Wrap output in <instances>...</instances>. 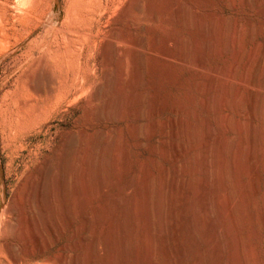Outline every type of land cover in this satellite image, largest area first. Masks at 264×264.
I'll return each instance as SVG.
<instances>
[{
	"label": "rangeland",
	"instance_id": "374dc122",
	"mask_svg": "<svg viewBox=\"0 0 264 264\" xmlns=\"http://www.w3.org/2000/svg\"><path fill=\"white\" fill-rule=\"evenodd\" d=\"M116 1L0 0V264H58L59 255L63 249H66L71 255L76 253L75 243L78 237L75 234L81 225L83 215L84 213L89 215L95 212L94 215L96 216L97 207L104 202L100 198L101 196L96 193L98 197L94 194L95 197L92 196L88 201L92 202L94 200L92 203L84 202L82 201V197L76 198L75 187L70 186L71 190L69 189L68 196L69 198L74 197L77 201L72 198L75 205L68 210L69 217L71 216L74 219L73 224L67 222V218L62 219L64 231H61L59 227L58 217L56 219L54 217L44 219L39 232L38 230L34 231L29 226V223H27V218L33 214L27 203H29L28 196L33 190V184L35 185L37 181L41 180L40 177L44 173L43 170L48 169L47 164L48 166L51 164L52 166H56L66 148L72 146V142L82 139L84 134L88 135L89 142L92 143L93 147L94 145L96 146L94 139L100 141V146H105L110 137L119 138V140H116L119 142L118 145H115L114 150L115 153L118 152L120 155V163L122 161L121 166H123L121 170L124 168V172L122 171L124 175L122 172H120V175L116 171L113 173L115 169L114 167L112 168V163L109 164L110 179L112 178L111 181L113 183L115 181L117 184L114 191L119 190L124 184L131 183V181H135L133 184L135 183L134 186L136 188H134L137 189L136 192L139 191L138 186L140 187L142 178L151 169L152 176L150 180L153 179L154 182L151 181V183H153L152 185L155 184V187L159 183L158 177H160L162 172L164 173V170L166 174L170 173V179L179 177L180 179L178 178V180L181 182L182 178H184L187 182L194 185L199 177L198 172L194 169L198 165V159L195 158L198 156L199 148L196 149L193 145L196 146L200 141V137H198V133L200 134L199 128L203 131L204 122L210 120L211 130L214 131L215 128L217 130L216 119L218 112L214 104H212L214 105L211 107L212 109H207L204 106L203 100L206 96L201 91L203 82L205 84L208 80L209 85H213L214 88L210 92L209 97L212 103H214L217 92H219L222 86V81L220 80L222 71H229L233 76L235 75V78L232 77L234 80H237L236 78L239 80L244 73L243 65L254 50L257 54V60L251 69L250 77L252 85L251 90L247 91V95L250 96L251 94L253 97L258 93L254 97L255 107H258L256 105L261 104L263 101L261 87H264V4L259 5L253 2L255 0H237L234 6L230 5L231 2L229 0H156V5H160L157 7L163 11L160 21L148 26L146 25L147 28H144L142 24L140 26L141 19L143 18L142 21H150L151 18L146 6L148 4L147 0H123L120 5L121 7L117 8L118 10L114 8ZM138 4L141 7V13L135 15L134 9ZM178 4L188 11L186 18L187 16L189 17V22H191L192 18L194 22L203 20L204 25H208L206 26L207 29L210 28V25L212 26L215 19H219L222 22L221 53L212 54V52L206 49L204 56H202V61L199 60L200 56L197 58L198 43L203 46L204 40H202L198 30L194 27L193 21L191 22L192 24L190 23V26L182 25L169 14L173 8L172 6L176 7L175 5L178 6ZM128 26L132 28L131 33L127 31ZM236 26L244 27V31L246 30L243 39L239 42L240 45L238 43L241 48L237 45V49L240 48L244 56H242L240 66L238 65L239 67L233 65L237 70L235 68L228 70L226 61L235 54L232 53L234 51L228 49L229 42L231 41V37L228 38V35L230 36V31ZM122 31H127L126 34L132 39L146 37L149 43L143 65L144 77L142 85L144 86L140 90H143L150 97L147 101L151 103H148L149 105L155 104L153 105L155 112L153 111V113L151 112L146 115L141 121H138L135 117H129L123 122H113L112 118H107L104 114H102L103 116L100 115L101 111L105 112L108 100V96L105 94L107 92L106 87L108 86L107 77L115 71L114 59L112 58L109 61L106 59V52L110 47L107 45V40H103L105 37L117 35ZM155 32L160 33L164 39L190 36V38L189 36L183 38L185 40L188 39L189 46L190 44L192 45L190 49H187L188 54L192 52V54H189L192 62L189 66L190 69L179 61L175 57V54L173 55L174 57L170 56L172 53L167 47H163L165 56L158 55V49L152 44V37ZM224 32L228 34L224 35ZM210 33L208 29V38L210 37ZM195 53H197L196 56ZM166 56H169V58L167 57L166 59ZM192 59H196L197 63L193 62ZM195 66L196 68H194ZM202 68L209 70V72L206 73L205 71L207 70L204 69L202 71ZM203 72L205 75H208L206 77L203 76ZM219 72L221 73L218 74ZM129 77L128 74L126 76L128 80L126 85H132L129 82ZM233 79L231 80L234 81ZM231 80L229 79V82L227 81L225 85L226 89H229L228 92L238 87L237 82H232ZM128 92L132 93L131 88L128 89ZM231 93L233 92H230L229 96ZM159 106L160 108H158ZM231 109L229 107L227 112H229L230 116L232 115V118L236 116V112ZM257 109L259 110V108ZM156 111L159 112L157 113ZM179 119L180 121L178 122ZM171 120L172 124L177 121L176 127L178 129L184 128L185 125L187 126L185 129H189L188 132L182 129L186 132V135L188 134L187 136L185 135L187 146L189 143L190 145L194 143L191 146L185 147L186 149L189 148L188 150L182 145L183 138L181 136L175 138L169 130L170 126H162L170 125ZM182 120L186 123L182 122ZM132 122H144L147 125H151L152 123L151 127L154 128L153 130L156 133L153 136L145 135L142 139H136L131 129ZM194 125L199 128L195 127V130ZM191 128L194 129L192 130L193 132L195 131L194 134L197 133V137H195L192 131V133L190 132ZM167 130H169V134ZM216 130L212 132L213 135L216 134ZM122 132L124 133V135L122 134L123 138L120 135ZM232 135H235V133L230 129L228 136L232 137ZM187 138L190 140L188 141ZM172 139L179 145L181 143L180 149L183 151V155L176 157L177 159L173 156ZM212 144L213 142L211 146H213ZM194 149L198 151L196 152ZM167 151H169L170 155ZM59 152L61 153L59 154ZM184 152H186V155ZM260 156L258 160L260 162L259 174L261 175L257 180L258 182L254 184L246 174L242 177L246 190L248 189L246 193L250 192L247 195V201L249 200L250 204L245 205L243 213L246 215L244 217L252 216L251 220H253L252 225L243 221L241 223V227L243 228L241 233L243 232L244 237L246 235L245 240L247 243L250 242L253 246V256L251 259H249V256L246 258L245 249L242 246L240 247L243 264H249V262L251 264H264V157ZM168 158L171 159L169 160ZM173 158H175V161ZM163 167L166 169H163ZM185 167L187 168L186 170H184ZM125 168L130 169L129 171L128 169L125 171ZM112 170L113 172L111 173ZM117 176L121 178L122 182ZM36 177L37 181L34 182L36 180L34 178ZM92 181L95 180L93 179ZM119 182L124 183L120 185ZM31 183L32 185L29 186ZM89 184L91 191L93 183L89 182ZM231 185L229 191H232V188H234L233 184ZM93 186L95 187V185ZM178 192L181 193V191ZM27 194L28 196L25 197ZM136 195L137 193H133L132 190L131 198L133 199ZM179 195L176 201H180L179 199H183L184 201V197H180ZM25 198L27 200H24ZM99 201L101 204H98ZM178 207L176 209L178 215L175 220L177 224H174L177 228L169 226L166 229L167 233H165V236H157L158 238H156L157 241H160L156 242L158 246L155 258L158 259L157 263L162 261L158 264H163L165 261L164 253L166 251L164 248L166 250L173 248L171 251L176 255L173 256L174 260L176 258L174 264H194L197 253L203 252L207 247V235L200 236L199 243H201L199 245L195 244L190 234L191 217L186 212L184 213V211L180 213L178 210H182V208ZM62 208L61 205H58L57 209L59 211L55 208V212L61 213ZM93 210L94 212H92ZM21 211L22 213H20ZM121 211L123 209L118 213L119 219L123 218L120 216H124L125 214L124 211ZM24 212L26 213L24 214ZM26 214L27 218L25 219ZM18 216L20 217L18 218ZM188 221L190 222L189 224ZM27 224L28 226H26ZM178 224L180 225L178 226ZM15 230L18 232L16 233ZM208 230L209 235L214 231L212 227L208 228L207 232ZM35 234H37V238ZM83 234L89 237L91 228H86ZM132 234L134 236L138 235L136 233ZM47 235L50 237H46ZM140 235L142 237V232ZM233 235H235V232H233ZM44 236L45 240L48 238V241L51 242L50 246L46 248L44 247L45 240L43 242ZM247 237L248 239H246ZM133 240L134 238H132ZM164 240L166 242L163 243ZM247 243L245 242L248 246ZM133 244H135V241L132 242ZM159 246L161 248H158ZM26 248L29 251L31 249V252ZM222 254L215 252L213 255L210 254V257L206 256L204 261L206 260L207 262L203 261V264H213L214 262V264H225L227 258L225 254H223L224 256ZM246 255H248L247 252ZM15 259L18 261H15ZM143 262L146 261H138L133 264H145ZM118 264L128 263H124L121 260Z\"/></svg>",
	"mask_w": 264,
	"mask_h": 264
},
{
	"label": "bare ground",
	"instance_id": "6f19581e",
	"mask_svg": "<svg viewBox=\"0 0 264 264\" xmlns=\"http://www.w3.org/2000/svg\"><path fill=\"white\" fill-rule=\"evenodd\" d=\"M229 1L231 2L230 5H233V6L236 5L237 0H229ZM117 2L118 0L115 3V7H114L115 9H117L118 7H121L120 5L123 2V0L119 1L118 3ZM147 2L148 4H146V6L149 10V16L151 18H150V21L148 20L149 22L145 20L142 21L143 18L141 19L140 26L142 24L144 28L146 27V25L148 26L149 24L159 22L162 12H163L161 11V9H159V7H157L160 5H156V0H147ZM253 2H256L259 5L264 4V0H255ZM113 6H114V3H113ZM175 6L176 7L172 6L173 8L170 10L169 14L172 15V17H174V19L178 23H181L182 25L184 24L186 26H190V23L194 19L192 18L193 20L191 19V22H189L190 21L189 17L187 16L186 18V15L188 12L186 8H184L182 5H179V4L178 6L177 5ZM119 10L121 11V9ZM113 11H116V10H113ZM134 12H135V15H138L141 13V7L139 4L134 9ZM195 20L197 19L195 18ZM192 23L194 27H196V29L198 30V33L200 34L202 40H204L203 46L198 43L197 58L200 56L199 60L202 61V58H203L202 56H204L205 54L204 52L206 51V49H208L209 52H212V54L221 53L222 45L220 43V39L222 36V25H223L222 22L219 19H215L212 23V26L209 24L210 28L208 29H209V32H211L209 35L210 36L209 38L207 36L208 29L206 28V26L208 25L205 26L203 23V20L195 21V22L193 21ZM127 29L129 33L132 32V28L130 26H128ZM127 31L126 32L122 31L119 34L108 37V38L105 37L103 40V41L107 40V45L108 47H110L108 51L106 52V59L107 61L111 60L112 58L114 59L115 71L113 73H110V75L107 77L108 86L106 87L107 92L105 94L108 96V100L106 102L107 105L105 106V112L100 110L101 111L100 115L103 116L102 114H104L105 117L107 118L109 117L110 119L112 118L111 120H113V122H123V121H126L129 117H132V118L135 117L138 121H141L142 119L145 118L146 115L150 114L151 112L153 113V111L155 110L153 107V105L155 104L149 105L151 103L147 102L150 98L148 94L144 93L143 90L142 91L140 90L141 87L144 86L142 85L143 77H144L143 76V65H144V59H145L144 57L149 48L148 40L146 37H142L139 39L129 38V35L126 34ZM99 32L100 31H98V33ZM245 32L246 30L244 31V27L236 26L230 31V36L228 35V38L231 37V41L229 42L230 44L228 45V49H230L231 51H234L232 52L233 54L235 53L234 56L232 55L226 61L228 70H230L231 68H235L236 66L237 67L240 66L242 56L244 55H242L239 42L243 39ZM225 34H228V33L224 32V35ZM186 36H189V35H186ZM186 36L184 37L186 38ZM184 37L182 38L179 37L175 39H164L160 33L155 32V34L152 37V40H153L152 44H154V46H156V48L158 49V55L162 57L165 56L163 53V49H164L163 47H167L169 50H171L170 52L172 54L170 53L171 54L170 56L174 57L173 55L175 54V57H177L179 61L185 64V66L187 65L188 66L187 68H189V66L192 63L191 57L189 56V54L190 53L192 54V52L188 54L187 49H190L192 45L190 44L189 46L188 39L185 40L183 39ZM237 45L240 48L237 49ZM196 54L197 53H195V56ZM167 57L169 58V56H166V59ZM192 60L194 62L196 59H192ZM256 60H257V54L253 50V52H251V54L249 55L248 60L243 65L244 73L242 74L239 80L238 78H236L237 80H234L232 77H234L235 75L233 76V74L230 73L229 71L226 72L225 70H223L224 72L222 71V73L221 72L218 73V74L221 73L220 80L222 81V86L221 88L218 87L220 88V90L219 92H217V97L214 103H212L211 98L209 97L210 92L214 88L213 85H209L208 80L206 81L207 84L205 83L206 85L203 82V87L201 91L206 96L205 99L203 100L204 106L207 109H212L211 107L215 105L216 108L215 107L214 108L217 109V112H218L217 119L214 117L217 120V130L215 128L216 134L213 135L212 132H215V130L214 131L211 130L210 128L211 124L209 123L210 120L208 122L206 120L204 124L202 123L204 125L203 126L204 128H202L203 131L198 126H195V125L193 126L194 129L195 127H198L200 129V134L198 133V137H200L199 143L197 142L198 144H196V146L193 145L194 143L191 144L194 146V148L196 149L199 148V151H200L199 153L198 150L194 149L196 152L198 151V156H196L197 158H195V159H198L197 160L198 165L194 169H196L199 175L195 184L192 181L194 185H192L190 182H187V180L184 178H182L181 182L178 180L179 177L170 179L169 177L170 173L166 174L164 170V173L162 172L160 174V177H158L159 183L157 187H155L154 186L155 184L152 185L153 183H151L153 179L150 180L152 176L151 175L152 169H151L150 170L151 172L148 170L146 173L144 170L145 175H144V178H142L143 180L140 182L141 185L140 187L137 185L139 188L138 189L139 191L136 192L137 189H135L136 188L134 186L135 183L133 184V182L135 181L133 182L131 181V183L124 184V185L123 183L126 181H124L123 183L119 182L120 185L122 184L123 186L120 187L118 185L120 189L114 191L115 187H117V184L115 183V181L114 183L111 181L112 178L110 179L109 164L112 163L113 166L112 165L111 166L112 168L114 167L115 169L114 172L112 170L111 173L112 172L115 173L116 171L118 175H120V172L122 171L124 172V168L123 170H121L122 169L121 167L123 166H121L122 161L120 163V160H121L119 157L120 155L118 152L115 153V150H114L115 145H118V142H119L116 140H119V138L117 137L118 139H116V137H113V136L108 139V141L106 142L107 144L105 146H100V141L94 139L95 140L94 144H96V146L94 145L95 147L94 148L91 145L92 143L89 142L90 139L88 135L83 133L84 136L82 139L76 142H72V146L67 147L64 154L63 153H62L63 155L61 154L59 163L56 166H52V164L51 165L49 164L50 166H48L47 164L48 169L43 170L44 173L41 174L42 176L40 177L41 180L38 182L37 177L34 178L36 179L34 182L37 181V183L35 185L33 184L34 187H33L32 192L30 193L28 192L29 196L28 194L25 196V197L28 196L29 203L27 204H29L28 205L30 206L29 209H31V211L33 212V214L28 218L26 214L25 219L27 218L28 220L27 223H29V226H31L34 231L38 230L39 232L41 228L40 226L42 225L44 219L48 217H54L55 219L56 217H58V224H59V227L61 228V231H64L63 229H65L63 228L64 223L62 222L63 221L62 219L67 218L66 219L67 222H69L70 224H73L74 219L71 216L70 218L68 214V210L72 208L73 205H75V203H73L72 201V198L74 197L69 198L68 196L69 189L71 190L70 186L75 187L74 189L76 192L75 194L77 196L76 198L82 197V201L84 202L85 201L88 202L90 198L94 196V194L96 195V193H98V195L101 196L100 198H102L104 201L103 204H101L100 201L98 202V204L100 203L101 205L97 207L96 216L94 215L95 214L94 210L96 208L92 211L94 212V214L88 215L82 212L84 213V215L81 214L83 215L82 221L80 223L81 225L75 234L76 237H78V240L76 239L77 241L75 243L76 253L74 255H71L69 252L66 251V249L65 250L63 249V251H61V254L59 255L58 264H118L119 261L121 260L124 261V263H128V264H133L134 262L137 263L138 261L139 262L146 261L148 264L161 263L162 261L157 263L158 259L155 258L156 252H157V246H158L156 242L160 241V240L157 241L156 238H158L157 236H165V233H167L166 229L169 226H174V224L176 223L175 220L178 215L177 210H176L178 206L182 208V210L181 209L178 210L180 213L184 211V213L186 212L188 216L191 217L190 218L191 219V233L190 232L189 233L191 234L195 244L199 245L201 243V242L199 243L200 236L207 235L206 236L207 237V240H206L207 247L203 250V252L200 250L201 252L197 253L194 264H203V261L206 258V256L210 257L209 255L210 254L213 255L215 252H220L226 255L225 257L227 258V260L225 264H243L242 263L243 256L241 255V252H240L241 246L242 248L245 249L244 251H246L248 254L246 255V252H245L246 258H248V256L250 257L249 259L252 258L253 246H252V243L250 242L247 243V241L245 240L246 235L244 237L242 234L243 232L241 233V230H243V228L241 227L242 226L241 223L243 221L245 223H249L250 225L253 224L252 223L253 220H251L252 216L251 217L247 216V218H245L244 216L246 214L244 215L243 213L245 205H248V203L250 204L249 200L247 201V195L250 192L246 193L248 189L246 190V187H245L246 185H244L245 182L242 179V177L243 175L246 174L254 182V184L257 183L258 182L257 180L261 175L259 174V163L260 162L258 158H259V155L264 157V87H261L262 91L260 90L263 94V101L261 102L259 100V102H261V104H259L260 107L259 105H256L258 107H255L254 97H256L258 93L256 96L254 95L253 97L251 96V94L250 96L247 95V91L249 92L251 90L252 84H251L250 73H251L252 67L256 63ZM233 65H235V67ZM194 68H196V66ZM203 69L204 68H202V71ZM198 70H199V67H198ZM204 70H207V69H204ZM209 70L211 71V68H209ZM209 70L205 72L207 73L209 72ZM235 70L237 69L235 68ZM128 74L130 76L129 82L132 85H126L128 82V80L126 79V76H128ZM206 75L205 73L203 74V76L205 77ZM207 77L209 78V76ZM229 79L230 80L233 79L238 84V87H237V85L234 83V85L237 88L235 90L233 89V91L232 90L230 91V92H233L231 93L230 96H229L230 92H228L229 89L227 90L225 87ZM129 88H131L132 93L128 92ZM229 107L232 108L231 110H234L236 112V116L233 115L235 117L231 118L232 115L230 116V114H228L229 112H227V109ZM158 108H160V106ZM255 108L256 109L259 108V110L257 109L256 111ZM172 120H171L170 125H162V126H165V127L170 126L171 128L169 130L175 138L181 136L183 138L182 145L185 148L187 146L186 140H185L186 132H184L182 129H185V127L187 126L185 125L184 128L178 129L176 127L177 121L175 120L176 122L175 123L173 122L172 124ZM179 121L180 119L178 120V122ZM182 122L184 121L182 120ZM167 124H168V121H167ZM151 126H152V123L151 125H147V124H144V122L143 123H140V122L133 123L132 122L131 129H132L133 136L136 139H142L145 135L153 136L154 133L156 132H154L153 130L154 128ZM192 128L190 132L194 130ZM230 129H232V131L235 133V135H232V137L228 136V132L230 131ZM169 130H167V132ZM185 131L188 132L189 129L188 130L185 129ZM122 134L124 135V133L122 132L120 134L121 137L123 138ZM194 135L195 137H197L196 136L197 133ZM188 138L187 140L189 141L193 137H191L190 139ZM172 140L171 142L173 143L171 144V146H173V149H174L173 156H175V158L181 157L183 155V151L180 149L181 143L179 145L177 144V142H175V140L174 141ZM212 142H213L212 144L213 146H211ZM191 145L190 143L188 144V146H191ZM79 146L80 148L78 149ZM173 149L171 148V150ZM61 152H59V154ZM167 152L169 153V151ZM184 154L186 155V152H184ZM151 155L153 156V154ZM175 158H173V160ZM127 169L129 171L130 168H127ZM127 169L125 171H127ZM163 169H166V168L163 167ZM186 169L187 168L185 167L184 170ZM123 172L122 174L124 175ZM122 174L121 176H123ZM93 179L95 181H92ZM119 179L121 181L120 177ZM89 182L95 185V187L91 185L92 186L91 191L89 187L90 185ZM231 184H233L234 188H232L233 189L232 191H229L230 186H232ZM30 185H32V183L29 184V186ZM250 186L252 185L250 184ZM132 190H133V193L135 194L137 193L136 197H134L133 199L131 198ZM178 191H181V193ZM178 194H180L179 195L180 197H184V201L183 199H179L180 201H176L178 199L177 198ZM96 199L98 200V198ZM24 200H27V199L25 198ZM75 201L77 200L75 199ZM58 205H61V207H63L61 213H57V211L55 212V208L57 209ZM86 205L88 204L86 203ZM29 209L28 211H30ZM121 209H123V211L125 212V214L123 213L124 216L122 215L120 216V217H123L121 218L122 220L119 219V215H118ZM26 212H24V214ZM20 213H22V211ZM58 214H61V215H58ZM59 216H60V219H59ZM19 217L20 216H18V218ZM180 219H181V216H180ZM19 223L21 222L19 221ZM189 223L190 222L188 221V224ZM179 225L180 224H178V226ZM182 225L184 226V224ZM26 226H28V224ZM89 227L91 228V234L88 237L87 235L83 234V232L84 230H86V228H89ZM175 227L176 226H174V228ZM210 227H212L214 231L212 232V234L209 235V230L207 232V229ZM15 231L16 233L18 232L17 230ZM141 232H142V237L140 235ZM233 232H235V235H233ZM132 233H136L138 235L134 236ZM35 236L37 238V234H35ZM174 236L176 237L175 233H174ZM46 237H50V236L47 235ZM132 238H134L133 241H135V244L133 245H132V242H133ZM246 239H248V237ZM44 240H45V236H44L43 242ZM224 240L225 242L223 243ZM164 242L166 241L164 240L163 243ZM245 242L248 244V246L245 244ZM23 243L25 242L23 241ZM50 243L51 242H49L47 238V240H45L44 247L46 248L50 246ZM17 247H14V248H17ZM158 248H161V247L159 246ZM26 249L28 250V248ZM164 249L166 252L164 253L165 261L163 264H174V261L176 260V258L174 260L173 256H176V255H174L171 251L173 248L171 250H166V248ZM29 252H31V249ZM157 257L159 258V256ZM193 257H192V260H193ZM17 259H15V261H18ZM146 262H143V263L147 264ZM190 264H193V263H190ZM249 264L251 263L249 262Z\"/></svg>",
	"mask_w": 264,
	"mask_h": 264
}]
</instances>
